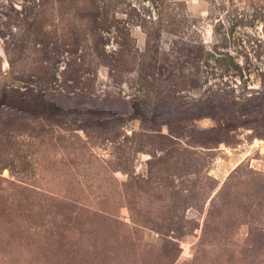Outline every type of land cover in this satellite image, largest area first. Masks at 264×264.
I'll return each mask as SVG.
<instances>
[{"label": "rangeland", "instance_id": "obj_1", "mask_svg": "<svg viewBox=\"0 0 264 264\" xmlns=\"http://www.w3.org/2000/svg\"><path fill=\"white\" fill-rule=\"evenodd\" d=\"M0 264H264V0H0Z\"/></svg>", "mask_w": 264, "mask_h": 264}]
</instances>
